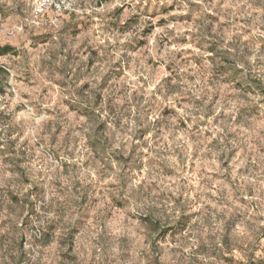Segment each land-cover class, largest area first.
Segmentation results:
<instances>
[{"label":"clouds","instance_id":"clouds-1","mask_svg":"<svg viewBox=\"0 0 264 264\" xmlns=\"http://www.w3.org/2000/svg\"><path fill=\"white\" fill-rule=\"evenodd\" d=\"M0 264H264V0H0Z\"/></svg>","mask_w":264,"mask_h":264}]
</instances>
